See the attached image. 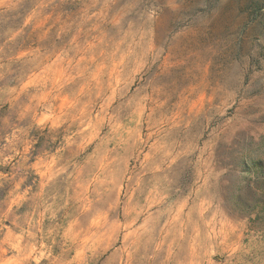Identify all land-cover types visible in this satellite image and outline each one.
<instances>
[{
    "label": "rangeland",
    "instance_id": "374dc122",
    "mask_svg": "<svg viewBox=\"0 0 264 264\" xmlns=\"http://www.w3.org/2000/svg\"><path fill=\"white\" fill-rule=\"evenodd\" d=\"M0 264H264V0H0Z\"/></svg>",
    "mask_w": 264,
    "mask_h": 264
}]
</instances>
